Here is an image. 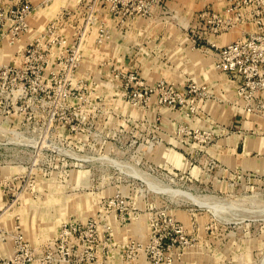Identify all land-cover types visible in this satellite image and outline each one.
Masks as SVG:
<instances>
[{"label": "rangeland", "instance_id": "1", "mask_svg": "<svg viewBox=\"0 0 264 264\" xmlns=\"http://www.w3.org/2000/svg\"><path fill=\"white\" fill-rule=\"evenodd\" d=\"M51 1L0 38V264H264V156L235 152L264 134L188 40L208 0Z\"/></svg>", "mask_w": 264, "mask_h": 264}, {"label": "built area", "instance_id": "2", "mask_svg": "<svg viewBox=\"0 0 264 264\" xmlns=\"http://www.w3.org/2000/svg\"><path fill=\"white\" fill-rule=\"evenodd\" d=\"M127 1L146 6L143 0ZM149 2L165 6L164 0ZM213 2L220 3L222 8L214 7ZM32 10L28 0H0V38L14 42L29 28L28 16ZM50 26L54 27V23ZM196 26L199 32L195 31ZM188 28L196 34L193 44L203 43L201 47L213 51L215 68L233 85L231 97L227 86H223L224 95L217 97L233 104L244 130L264 134V0H208L195 12L194 22ZM234 29L239 30L236 38L218 44V36ZM190 91L201 96L212 95L203 84H192ZM186 97L178 91L166 96L175 103L184 102Z\"/></svg>", "mask_w": 264, "mask_h": 264}, {"label": "crops", "instance_id": "3", "mask_svg": "<svg viewBox=\"0 0 264 264\" xmlns=\"http://www.w3.org/2000/svg\"><path fill=\"white\" fill-rule=\"evenodd\" d=\"M29 1L35 6L34 7L35 8L34 11H37V8H38L37 6L43 5V1L44 0H29ZM55 1L56 0H52L50 3L53 4V3H55ZM209 1H212V0H209ZM194 2H196V0H167L166 3H165V5L168 4L169 7H171L172 10L175 11V13L178 14L179 12H181V11H183L185 9L184 7L193 6ZM77 3H78V0L75 1V4H77ZM185 4H187V6ZM213 5H214V7H218V6H216L215 3ZM183 12L185 13V11H183ZM195 12H196V9L195 8H192V10H190L188 12V13H192L191 14V20H193V22H194ZM184 18H186V16ZM178 33L180 34V31H178ZM238 33H239V30L238 29H234L232 31H229V32H226V33L221 34L220 35L221 38H219V39H221V41H223L224 43H226V42L232 40L233 38H235L238 35ZM187 34L190 37L188 38L186 36V38H188V40L191 41V43H192L193 42V37H196V34L193 33V32H191V31L190 32H187ZM218 37H217V39H218ZM193 49L194 48H189V47L188 48L187 47L184 48L183 47V51H185L187 53L188 52L189 53H192V50ZM197 50H199L200 52L201 51H204L203 52L204 55H206L208 57H206V58L204 57V58H201L199 60H196L195 59L194 64L196 65V67H198L199 63H201L200 66H204L205 68H211V64L208 63L209 64L208 65L206 62L207 61L209 62V60L211 59L210 61H211L212 65H214V53H213V51L212 50H205V49H203L201 47H199ZM189 56H190V58H192L191 55H189ZM203 63H205V64H203ZM205 74H207V73H205ZM207 75H208L207 77H205V76L203 77L204 80L201 81V82H205V83L209 84L210 86H214V85H218L219 86V83L220 82L218 81V79L217 80L216 79H213V77H210V74H207ZM206 80H209V81L207 82ZM210 80H211V82H210ZM196 81H198V80H196ZM185 82L186 81H183V82L181 81L180 84L185 83ZM220 85H221V83H220ZM235 115L238 116L237 113H235ZM253 139H254L253 137H248V138H245L243 141H241L240 143H241V146H242L241 148L242 149H241L240 152H237V148L240 146L239 141L237 142L235 152L238 154V156H240V157L242 156L243 159H253V160H256V159L261 158V157L264 156V145H262L260 148H257V149L254 148L253 147L254 144L251 143V141ZM254 152H256V153H255V155L252 158H250L249 156H248V158L245 157V156L250 155L251 153H254ZM257 156H259V157H257Z\"/></svg>", "mask_w": 264, "mask_h": 264}, {"label": "bare ground", "instance_id": "4", "mask_svg": "<svg viewBox=\"0 0 264 264\" xmlns=\"http://www.w3.org/2000/svg\"><path fill=\"white\" fill-rule=\"evenodd\" d=\"M203 64H205V63H203ZM230 85V84H229Z\"/></svg>", "mask_w": 264, "mask_h": 264}]
</instances>
